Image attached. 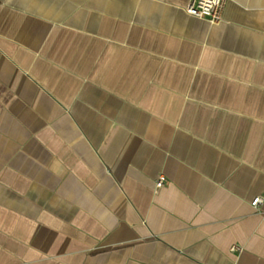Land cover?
<instances>
[{"label":"crops","instance_id":"1","mask_svg":"<svg viewBox=\"0 0 264 264\" xmlns=\"http://www.w3.org/2000/svg\"><path fill=\"white\" fill-rule=\"evenodd\" d=\"M187 2L0 0V264H264V0Z\"/></svg>","mask_w":264,"mask_h":264},{"label":"built area","instance_id":"2","mask_svg":"<svg viewBox=\"0 0 264 264\" xmlns=\"http://www.w3.org/2000/svg\"><path fill=\"white\" fill-rule=\"evenodd\" d=\"M227 0H188L184 10L196 18L205 19L210 23H219L222 21L223 11ZM166 183V178L161 175L158 177L155 187L162 188ZM261 202V198H255L251 204L255 207Z\"/></svg>","mask_w":264,"mask_h":264}]
</instances>
